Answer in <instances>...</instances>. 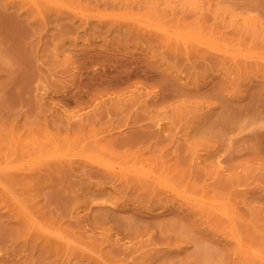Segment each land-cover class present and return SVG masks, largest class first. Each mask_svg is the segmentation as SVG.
<instances>
[{"label": "rangeland", "instance_id": "rangeland-1", "mask_svg": "<svg viewBox=\"0 0 264 264\" xmlns=\"http://www.w3.org/2000/svg\"><path fill=\"white\" fill-rule=\"evenodd\" d=\"M0 264H264V0H0Z\"/></svg>", "mask_w": 264, "mask_h": 264}]
</instances>
